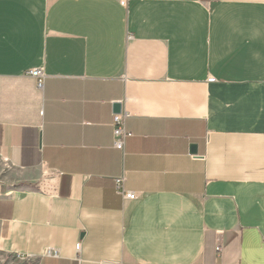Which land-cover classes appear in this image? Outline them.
Instances as JSON below:
<instances>
[{
  "label": "crops",
  "instance_id": "obj_1",
  "mask_svg": "<svg viewBox=\"0 0 264 264\" xmlns=\"http://www.w3.org/2000/svg\"><path fill=\"white\" fill-rule=\"evenodd\" d=\"M122 1L0 0V264H264V0Z\"/></svg>",
  "mask_w": 264,
  "mask_h": 264
},
{
  "label": "built area",
  "instance_id": "obj_2",
  "mask_svg": "<svg viewBox=\"0 0 264 264\" xmlns=\"http://www.w3.org/2000/svg\"><path fill=\"white\" fill-rule=\"evenodd\" d=\"M129 0H123L122 5L126 6ZM31 78L36 81L37 88H42L43 82V72L41 69H34L29 72ZM130 116L127 111H121L120 114H114L112 119L113 126V148L118 151H123L125 146V140L129 137V134L126 132L125 121ZM116 189L123 196L125 200L133 201L137 198L135 193L125 192L123 190V178L115 180ZM216 251H220V248H217Z\"/></svg>",
  "mask_w": 264,
  "mask_h": 264
},
{
  "label": "water",
  "instance_id": "obj_3",
  "mask_svg": "<svg viewBox=\"0 0 264 264\" xmlns=\"http://www.w3.org/2000/svg\"><path fill=\"white\" fill-rule=\"evenodd\" d=\"M121 111H122V105H121V103H115L113 105V113L120 114ZM190 152H191V154H196V146L195 145H192L191 146Z\"/></svg>",
  "mask_w": 264,
  "mask_h": 264
}]
</instances>
